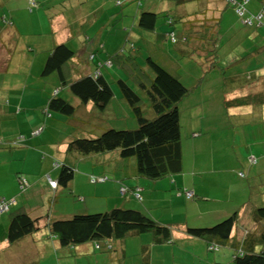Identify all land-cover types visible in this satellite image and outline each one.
I'll list each match as a JSON object with an SVG mask.
<instances>
[{
    "label": "crops",
    "instance_id": "obj_1",
    "mask_svg": "<svg viewBox=\"0 0 264 264\" xmlns=\"http://www.w3.org/2000/svg\"><path fill=\"white\" fill-rule=\"evenodd\" d=\"M124 1L128 3L130 0ZM145 1H147L146 8L165 11L169 16L175 12L174 4L177 3L179 8L176 9L177 14L192 17L193 12L188 9H192V4L197 0ZM208 1L198 14L203 17H218V25L215 26L213 32L223 29L224 22V25H227L226 29H229L226 34L231 37L233 34H238V36L235 35L236 42L241 43L236 46L239 45L242 50L246 49L241 54L231 56L229 60L238 56L241 58L243 52L248 53L256 48L262 51L255 56L252 55L250 60L244 61L245 69L248 68L250 71L248 74H245L244 71L241 74H231L227 70L219 75L193 73L184 77L180 74L182 81L187 86H193L198 81L200 82L198 87H195L196 90L190 92L185 96L186 100L180 102V123L184 122L183 117L185 119L189 112H197L198 119L193 120L192 118L190 123H185L184 130L181 124L182 168L172 175H166L159 179L139 176L134 159L122 158L119 150L115 149L105 153L90 154L82 159L90 158L87 163L90 165L92 163V166L104 161L106 167H110L114 172L119 183L115 181L107 183L105 182L107 180H104L95 186H91L90 182L86 181L81 184L78 178L83 174L78 171V167H80L78 165L74 171L73 179L67 186L58 185L53 188L49 185L46 175L54 180L57 179L58 168L53 164L61 163L67 158L66 148L71 136L82 134L78 133L74 126H71L73 125L72 116L64 117L48 108V100L54 94L63 96L61 94L67 89L60 86L55 74L41 75L44 58L37 61L33 59L32 68L35 67L34 73L32 69L33 81H37V83L34 90L28 92L25 91L28 89V76L21 87L15 88L17 85L11 86L7 82L8 72H3L4 66L0 68V112L3 111L5 115L13 117L8 126L0 128V139L5 144H0V197L14 198L12 210L23 207L32 216L41 218L38 221L39 228L35 232L10 243L6 239L9 218L5 213L0 214V264H45L42 262L43 259L46 260V264H56L55 262L61 264L63 263L62 258L70 259L71 262L74 261L73 263L77 264L78 256L90 257L85 253L88 249L82 246L83 244L75 247L62 246L58 238L50 233L46 226L50 217H64L72 214L66 199L63 200V205L58 204L64 196L67 198L71 194L83 195V202L86 201V198L88 200L96 199L95 202L77 207L75 212L77 209L80 212L107 210L110 209L108 206L111 204L138 207L172 229L173 241L162 244H154L152 235L148 233L125 238L123 241L125 260H118L117 253L114 252L111 260L109 262L105 260V264H127L128 261L133 260L131 258L139 259L137 264H142L139 252L144 245L149 247L150 264H177L176 262L179 261H184V263L179 262L181 264H215L217 262L230 264L229 261L234 252L231 247L221 246L218 250H209L208 242L203 238L187 235L183 230L185 226L190 224H195L194 226L211 225L236 212L237 220L231 235L233 241H242L246 233L255 228L259 229V223L264 224V220L257 223L251 216L255 208L264 204V102L227 105L225 109L221 105L235 97L264 90V29L261 26H247L249 24L241 27L237 25L236 20L233 27L238 30L233 32L230 29L231 20L235 17L233 12L237 13V11L235 8V11L230 10L229 7L232 4L227 0ZM234 1L236 4L243 0ZM35 2L36 8L38 6L37 11H43L38 15L42 17L45 25L50 27L49 32L54 37L52 38L53 44L66 41L73 48L79 50L80 57L81 55L90 57L91 53H95L98 58L105 59V41L103 43L100 41L103 32L98 33L97 40L100 42L93 41L91 36L84 35L87 32L86 22L95 12L98 13L105 6L100 3V0H35ZM95 2H97L96 5ZM249 2L247 1L244 8L247 15H252L250 11L258 10L262 6L263 0H253L250 7ZM1 7L4 14L5 10L10 14L9 17L3 16L10 20L6 21L2 18L4 19L2 22H5L0 25L1 38L3 37V40L7 42L9 37L15 35V31L21 32L17 26H15L16 30H13L15 18L18 23H22V17L26 16V13H33V9L27 11L22 7V11L15 10L14 12L13 6L7 7V9L4 6ZM133 10V8L130 10L133 14L131 16L133 18L132 29L136 27L140 7L137 6L135 12ZM123 11H125L124 8H121L120 12ZM30 17L34 19L33 15ZM2 22L0 21V23ZM122 22V25L125 26L123 19ZM166 26L152 32L154 35L146 34L137 27L132 32L135 31L139 39L141 37L147 42L148 38L152 41L155 36L159 37L160 34L166 32ZM97 42L99 45H96ZM51 45L50 43V47ZM181 47L179 46L177 49L181 51ZM0 51L2 52V48ZM5 57V61H7L8 54ZM4 64L6 65L7 62ZM188 65L189 62L186 63V66ZM30 69H28V75H30ZM103 74L105 75V73ZM213 77L224 79L226 85H223L219 80L214 85L215 87L208 88L207 86L206 88L204 83H210ZM5 83L10 85V89L4 88ZM65 93L68 94V97L66 95L63 97L70 101L72 96L68 91ZM114 96L118 95L114 92ZM75 101L73 102L80 105ZM31 106H34L36 111H33ZM39 110H42L44 116H40ZM32 113L35 114L32 115ZM47 113L52 115L56 113L66 122L51 124V116ZM194 122L198 125L195 126ZM1 124L3 121L0 119ZM26 125L35 131L39 130V132L29 133L30 137H24L23 144L13 146L11 141H15L21 136L17 135L18 132H14L13 127L17 129ZM37 126H41V128L37 129ZM4 129L9 130V134L5 137L2 136ZM187 145L191 149L190 157L186 154L185 146ZM21 147L23 148L21 149ZM25 164L27 169H25ZM76 172L80 177L75 176ZM241 172L243 175L240 174ZM106 174L107 172H105ZM24 178L29 182V186L28 189L21 191L19 180H25ZM121 184L129 188L133 187L135 194L130 192L122 196L118 189ZM185 190H193L195 197L186 198ZM111 193H113V198L109 197ZM137 193H140V198L136 196ZM197 193L201 197L196 198ZM54 204L60 206L55 208ZM114 243L117 246V243ZM77 247L84 248L77 250ZM261 247L264 248V245H257L256 250ZM211 252H215V254Z\"/></svg>",
    "mask_w": 264,
    "mask_h": 264
},
{
    "label": "trees",
    "instance_id": "obj_2",
    "mask_svg": "<svg viewBox=\"0 0 264 264\" xmlns=\"http://www.w3.org/2000/svg\"><path fill=\"white\" fill-rule=\"evenodd\" d=\"M138 1L142 3L141 0ZM227 2L232 4L235 9L237 8V5L231 0H227ZM261 9H264V0ZM196 15L198 17L188 16L189 19L183 20L182 31L176 32L173 30V15L169 16L165 11H155L142 6L136 27L142 32H155L158 19L164 18L167 30L160 36L164 39L168 36L173 43H181V51L179 49H174V51L175 54H179L177 57L183 59L182 63L191 61L195 67V61L198 59L204 65L202 73L213 74L210 69H214L217 65L215 60L217 38L214 34L216 32L213 31L218 25L219 18L203 17L198 13ZM181 18L184 19L183 16ZM263 22L264 18L261 23L253 20L251 25L261 26L264 29ZM131 30L133 29L131 28ZM131 42L133 43V41ZM261 51L256 48L248 53L243 52L240 59L234 57L235 60L223 71L227 70L231 74L244 71L245 74H248L250 71L248 68L245 69L244 61L250 60L252 55L255 56ZM120 54L116 55L117 58H120ZM108 58L110 59V57ZM134 58L135 56L129 57L130 66L127 67L132 81L129 83L126 78L119 77L116 79V83L122 98L137 121V126L132 129L107 128L95 137L88 135L71 136L66 148L67 158L57 165L53 164L58 168L57 186L65 187L69 184L74 177L77 162L83 157L115 149L119 150L122 158L134 159L139 176L159 179L181 170V111L179 102L190 92L196 90L195 87H198L200 82L198 81L193 86H187L177 70L179 64L176 69L169 71L149 56L146 58L147 68L143 69L134 61ZM173 59L178 58L173 56ZM99 60L104 61L98 58L95 53H91L90 57L83 55L80 57L79 50L73 48L68 42H56L45 58L41 75L55 74L60 86L65 87L70 95L79 100L80 104L87 105L92 102L95 106L104 108L114 96V92L109 79L102 71L99 73L92 71L91 63L95 62L96 67ZM100 65H102L101 62ZM208 88H212V85L208 84ZM263 102L264 90H258L227 100L225 104L247 105ZM144 105L148 109V115L144 113ZM48 108L66 117H71L77 107L67 98L54 94L48 100ZM253 161L255 162V160ZM240 174L243 175L242 172ZM49 178L52 179L46 175L49 185L56 188L57 186L54 187L50 184ZM19 181L20 190L24 191L28 181L26 178ZM123 186L126 187V193L135 192L133 187L129 188L123 184L118 187L119 192ZM137 190L139 191V188ZM186 191L189 190L184 191L185 197ZM121 194L124 196L123 193ZM136 196L140 198V193H137ZM194 196L195 193L193 192L191 197L186 198L190 199ZM1 201L8 202V208L0 214L5 213L9 218L6 239L10 243L18 241L39 228L40 217L32 216L23 207L11 209L14 205V198L1 196L0 203ZM251 216L257 223L264 220V204L255 208ZM236 220L237 213L235 212L211 225H186L183 230L189 236L205 239L208 242L209 250H218L221 246L231 247L234 251L230 258L232 264H264V248L261 247L256 250L257 245H264V224L259 223V229L256 230L255 228L246 233L242 241H233L231 231ZM46 226L49 232L55 235L60 244L65 247H75L88 241L104 240L105 247L113 249L117 253V259L122 261L125 260L123 241L127 237L140 236L150 232L154 244L173 241L172 229L169 225L157 221L140 209L121 205L113 206L105 211L79 212L64 217H50ZM114 242L117 243V246ZM98 244L100 246V243ZM148 249L147 245L140 249L139 256L142 264L151 263Z\"/></svg>",
    "mask_w": 264,
    "mask_h": 264
},
{
    "label": "rangeland",
    "instance_id": "obj_3",
    "mask_svg": "<svg viewBox=\"0 0 264 264\" xmlns=\"http://www.w3.org/2000/svg\"><path fill=\"white\" fill-rule=\"evenodd\" d=\"M144 1L145 0H141L142 3ZM247 1H250L249 2V7H250L253 0H247ZM207 2H209V1L208 0H197L196 2H194L192 4V6H191L192 9H188V8L187 9L189 11L193 12L192 16L196 18V17H198V15L195 16V14H197L201 10H203L204 7L207 5ZM96 3L97 2H95V5H96ZM100 3L104 4L105 6L98 13L95 12V14L86 22V24H85L86 26L85 25L84 26L86 27L87 32L84 35L91 36V39L93 41H98L97 40L98 35H99L98 33H100L101 31L103 32V36H102V39L100 41H101V43H103L105 41L104 42L105 43V59L103 58L104 61H102V60H99V62L97 61L98 65L96 67H95L96 60H95V62H92L91 65L90 64L89 65L92 67L93 72L99 73V72L103 71V73H105V75L109 79V82L112 85L113 92H115L118 96H113L112 99L106 105V107L99 108V107L95 106L92 102H90L87 106L82 105V104L77 105V103H74L73 101L76 100L75 102H79V100L76 97H73L71 95L72 97L70 98V101L73 102V104L76 105V107H77L76 112L72 115V124L73 125H71V126H74L77 129L78 133H82V134H78V135H88L91 137H95V136L99 135L103 130H105L107 128L132 129V128H135L137 126V121L133 117L129 107H127V103L122 98L120 90H119L117 83H116V79L119 77L126 78L129 83L132 81V79L130 78L128 71H127V67L130 66V64H129L131 61L129 59L130 56H135L134 61H136L137 64L143 69L147 68L146 67L147 66L146 58L149 56L152 57V59H154L155 61L160 63L162 66H164V68L168 69L169 71H173L174 69H176V67L179 64V67L177 68V70L181 75H184V77L189 76L190 74H193V73H202V71L204 70V68H203L204 65L198 59H197V61H195V64H196L195 67H193V64L191 63V61L189 62L188 66H186V63L183 64L184 63V62L182 63L183 59L180 57H177V56H179V54L178 53L175 54V51H174V49H177L179 46H182L181 43H179V44L173 43L169 39L168 36L166 39L162 38L161 36H159V37L155 36L154 39H152V41H150V38H148L147 42H145L141 37L139 39L138 35L135 34V31L132 32L131 26H133V18H131V16L133 14L130 12V10L133 8L134 9L133 12H135V11H137V6H139L141 8L142 3H140V1L130 0L128 3H125L124 0H100ZM120 3H121V5H120ZM35 5H36V3L31 4L29 2V0H0V21L1 22L4 19L6 21L10 20V18H4L3 17L4 15H6V17H9L10 14L6 10H5V14H4L1 6L6 7V9H7V7L13 6L12 9L14 10V12H15V10L16 11L21 10L22 7H23V9L25 8L27 11L29 9H33V13H31V14L26 13V16L22 17V19H23L22 23H20V22L18 23L16 18H15L13 30H16L15 26H17L21 32L18 33L15 31V35H12L11 37H9L7 42H5L3 40V37L1 38V32H0V49L2 48V52L0 51V68H2L4 66L3 72H8L7 82L11 86L17 85L15 88L21 87L22 84L29 77V79L27 80V88L28 89H25L26 92L34 90L33 88H35V84L37 83V81H33V78H34L33 73L35 72V67L32 68L33 59H35L36 61L38 59H41V58H42V60H43V58L45 59V57L47 56V54L49 53V51L53 47L52 38H54L52 36V34L49 32L50 27H47L44 23V20H42V17L38 15V14H41L43 11L42 12L37 11L38 6L36 8ZM145 5H147V1H145L143 3V7H146ZM259 5H261V4L259 3ZM174 6L176 9H179L177 7L178 6L177 3H175ZM232 6L229 7V8H231L230 10L235 11L234 7H232ZM261 7L258 10H256L255 12L250 11L252 13L253 17H255L257 15V13L261 10ZM40 8L42 10V7H40ZM121 8H124L125 11L120 12ZM176 9H175V12L171 13V14H173V17H174L173 30H175L176 32H180V31H182V25L184 24L183 20L189 19V17H191V16L188 17L185 14H183L182 15L184 17V19H183V18H181L182 16L177 14ZM155 11H157V10H155ZM233 14L235 17H233V19L231 20L232 22L230 21L232 24L230 29L233 32H236L238 29L233 27V25L236 24V20H237V25H239L241 27H245L246 25L243 23L242 16H240L234 12H233ZM30 15H33L34 19H31ZM245 15H247V14H245ZM2 18H4V19H2ZM122 19L125 21V24H126L125 26L122 25L123 24ZM158 21H157V27L154 31H156L160 27H165L164 18L160 17L158 19ZM4 22L5 21L0 23V25H3ZM254 22H257V21L254 20ZM9 26H11V25H9ZM247 26H251V24H249ZM124 27H126V28H124ZM226 27H227V25H224V22H223V29H221V30L217 29V32L214 33V34H216V38H217V40H216L217 50H216V59H215L217 65L214 69H212V70L210 69V72L213 74L219 75V74L223 73L224 72L223 70L232 61L235 60V59L229 60V58L231 56L238 55V53L241 54V52L243 50H246L245 48L242 50V48L239 45L236 46V44L241 43V42H236V40H237L236 36H238V34H233L232 37L229 36L228 34H226L229 31V29H226ZM120 28H121V30H120ZM135 28L136 27H133V29H135ZM149 33L151 34L152 32H146V34H149ZM152 34L154 35V33H152ZM211 35H212V33H211ZM92 40H89V41L92 42ZM100 41H98V42H100ZM131 41H133V43ZM98 42L96 43V45H99ZM135 42H136V44H135ZM50 43L52 44L51 47H50ZM47 49H49V50H47ZM119 53H121L120 58H117L116 55ZM6 54H8V60L7 61H5V58H6L5 55ZM173 56L175 58H178V59H176V60L173 59ZM108 57H110V59ZM238 58L240 59V56H238L236 59H238ZM4 62H7V64L5 65ZM100 62L102 65H100ZM30 64H31V69H30ZM7 66H8V68H7ZM38 66H40V65L38 64ZM97 67H99V68L95 70V68H97ZM28 69H30V75H28L29 74ZM32 69H33V73H32ZM239 73H241V72H239ZM202 74H206V73L203 72ZM219 80L223 85H226V82L224 81V79H222L220 77H217V78L213 77V80H210V83H204L205 87L207 88L208 84H212V86H214L215 84H217L219 82ZM9 84L5 83L4 88L10 89ZM65 92H67V91H64L61 95H63V96L66 95V97H68V94H66ZM183 98L181 99L180 102H182V100H186L185 97H183ZM221 105L223 106V109H225V106H227L226 104H221ZM16 107L18 109L19 105ZM143 108H144V113L146 115H148V113H147L148 109L146 108L145 105L143 106ZM31 109L33 111H36L34 106H31ZM39 111H40L39 112L40 116H44V113L42 112V110H39ZM1 112H0V119L3 121V124L0 125V128L3 129V127L5 125L8 126V124L13 119V117H11L10 115H5V112L3 113V111H1ZM33 114H35V113H32V115ZM47 114L51 116V119H50V121L52 122L51 124L66 122L62 117H59L58 114H56V113H54V115H52L50 113H47ZM59 115H62V114H59ZM83 116H86V118L87 117L88 118L85 119ZM64 117H66V116H64ZM89 117H90V120H89ZM192 118H193V120L198 119L197 112H189L188 116L185 119L183 117L184 122L181 123L183 126V130L186 127L185 123H190ZM14 122L15 121H13V123ZM94 122H95V124H94ZM78 123H80V124H78ZM194 125L197 126L198 123L194 122ZM39 128H41V126H37V129H39ZM13 129H14L15 133L18 132L17 135H21L20 138L16 139L15 141L14 140L11 141V144L13 146H16V145L19 146L20 144H23L24 137H30L29 133L31 134L35 131V130L31 129V127L28 125L17 128V129H16V127H13ZM8 134H9V130L4 129L2 132V136L5 137ZM0 144L5 145L4 142H2V139H0ZM22 148L23 147H21V149ZM186 148L188 151V153L186 151V154H187V156L190 157L191 156L190 146L187 145V146H185V150H186ZM38 149H40V148H38ZM95 157L97 158L98 156H95ZM126 159H129V158H126ZM89 160H90V158H87V160L80 159V161L77 162L76 168L79 165L80 167H78V171L80 173H82L83 175L80 177L78 175V172H76L75 176L80 177V178H78V180H80L81 184H83L84 181H86L88 183L90 182L91 186H95L97 184L99 185L101 183L99 182L97 177L98 176H104L105 172H107L106 175L108 177V179H106L107 181H105V182L112 183V181H115V182L119 183L118 179H116V177L114 175V172H112L110 167H106V164L104 161L102 163L100 162V163L92 166V163H91V165L89 163H87ZM24 166H25V169H27L26 164ZM92 167H95V168H92ZM29 168H31V167H29ZM76 168H75V170H76ZM112 173H113V176H112ZM91 177H93V178H95V180L96 179L97 180L95 182H93ZM21 180H23V179H21ZM28 186H29V182L26 184L25 188L28 189L27 188ZM19 187H20V185H19ZM65 190H67V189H65ZM106 193H108V192H106ZM83 197L84 196L81 194H80V196L75 195V194H71V195H68L67 198H65V196H64L63 199L60 202H58V204L63 205L64 204L63 200L66 199L67 206L69 207L71 213L72 214L73 213H79L80 212L79 209H77V211L75 212V209L77 207H82V204H88L90 202H95V200H96V199H89L88 200V198H86V201L83 202ZM109 197L113 198L114 197L113 193L109 194ZM197 197H201V196L197 193L196 198ZM60 205L54 204L55 208L60 206ZM113 206L114 205L111 204L110 206H108V208H111ZM83 207H84V205H83ZM134 209H138V207H136V208L134 207ZM83 210H84V208H83ZM190 225H195V224H190ZM148 234H151V233L148 232ZM98 243H100V246H98L99 245ZM79 245H81V244H79ZM82 246H85V248L88 249L87 252H85V253L90 257L78 256L77 264H89V263L105 264V260H106V262H109L111 260L110 258L112 257V255L115 252V251H113V249H107L105 247L104 240L88 241V242L83 243ZM90 246H91V248H90ZM81 248L83 249L84 247H77L76 249L78 250ZM211 253L215 254V252H211ZM131 259H133V260L128 261L127 264H137V260H139L137 258L136 259L131 258ZM61 261H63V263H61V264H74L73 263L74 261L71 262L70 259L62 258ZM42 262L45 264L47 263L46 260H44V259L42 260ZM179 262L184 263V261H179ZM179 262H176V263L181 264ZM229 262H230V264H232L231 260ZM55 263L57 264V262H55Z\"/></svg>",
    "mask_w": 264,
    "mask_h": 264
},
{
    "label": "built area",
    "instance_id": "obj_4",
    "mask_svg": "<svg viewBox=\"0 0 264 264\" xmlns=\"http://www.w3.org/2000/svg\"><path fill=\"white\" fill-rule=\"evenodd\" d=\"M29 2L31 4L36 3L35 0H29ZM231 2L235 3L234 0H231ZM246 2H247V0H243L241 2L236 3V5H237L236 11H237L238 15L242 16L243 23L244 24H251L253 20H256L258 23H261L263 21V18H264V9H261L257 13V15L255 17H253V15H245L246 14V9L244 8V4ZM38 132H39V130L38 131H35L34 133H38ZM54 164L57 165L58 162H55ZM97 179L99 181H104L105 180V177L104 176H100V177H97ZM96 180H95V178L92 177V181L93 182L96 181ZM49 181H50V184L51 185L55 186V184H56V181L55 180H52V179L49 178ZM125 191H126V188L125 187H121L120 188V192L121 193H124ZM185 195H186V197H191L193 195V191L192 190L191 191L190 190L189 191H186L185 192ZM7 208H8V202L1 201V203H0V212L5 211Z\"/></svg>",
    "mask_w": 264,
    "mask_h": 264
},
{
    "label": "clouds",
    "instance_id": "obj_5",
    "mask_svg": "<svg viewBox=\"0 0 264 264\" xmlns=\"http://www.w3.org/2000/svg\"><path fill=\"white\" fill-rule=\"evenodd\" d=\"M55 93H57V90H55ZM58 163H60V162H58ZM98 177H100V176H98ZM104 177H105V180L106 179H108V177H107V175H105L104 174ZM91 179H92V177H91ZM52 180H54V179H52ZM56 181V180H55ZM95 182V181H94ZM99 182H102V181H99ZM57 186V182H56V184H55V186L54 187H56ZM123 187H125V186H123ZM126 188V187H125ZM127 192V190L123 193V194H125Z\"/></svg>",
    "mask_w": 264,
    "mask_h": 264
}]
</instances>
